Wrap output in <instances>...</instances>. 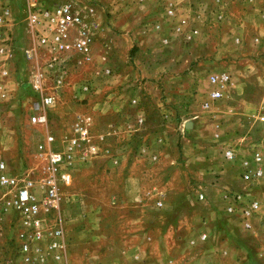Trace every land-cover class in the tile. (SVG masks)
Listing matches in <instances>:
<instances>
[{
    "label": "crops",
    "instance_id": "obj_1",
    "mask_svg": "<svg viewBox=\"0 0 264 264\" xmlns=\"http://www.w3.org/2000/svg\"><path fill=\"white\" fill-rule=\"evenodd\" d=\"M172 3L176 5L177 11L175 17L169 18L166 15V10ZM18 4L20 5L22 2L20 0H0V7L7 8L10 12L8 29L11 35L14 34V29L18 24L13 12V7ZM22 6L23 68L20 67V71L16 73L15 68L12 67V62L11 65L7 66L9 69L7 70L10 71L9 78L0 75V81L4 87H9L11 92L18 86L17 79L21 75H23V81L27 78L24 53L32 46V35L26 6L24 3ZM129 8L142 11L143 20L137 29L127 21L122 22L118 27L120 31L125 32L122 36V43L124 42V44L120 46V50L116 53L118 54L119 63H122L124 67L123 69L126 68L127 61L125 62V60L129 55H126V51L122 47L126 48L125 41H129L131 47H127V49L130 51V56L132 54L136 71H141L149 79L166 82L168 84H166V87H170L175 81L181 80L186 88H191L193 84L200 85L202 80H199V77L201 76L202 79L207 80V87L204 90L206 96L201 104L202 113L217 112L213 109L217 107L216 105H219V102L224 101L226 97L231 98L237 87L246 84L248 70L253 69L257 62H264V0H149L144 4L138 3L135 6H129ZM240 9L242 14L238 15L236 11ZM126 11H129L127 7ZM219 17H222V19L218 20ZM213 74H226L230 77V84L221 90L223 98L218 101H212L210 98V93L214 88L209 83V77ZM120 78L119 75L117 79ZM179 91L181 92V89ZM116 100V105L113 108L112 105L107 106L113 101L105 103V109L102 110L103 112L101 111L102 118H106L105 120L111 118V122H115L129 113L125 100L121 101V98ZM13 104H16V102ZM205 104H208L207 108H205ZM233 105L226 107L225 113L230 115L232 120L235 119V123H238L244 119L242 117H245L247 113L237 111L236 106ZM0 106H2L0 107V114L9 111L1 94ZM263 109L264 102L254 114L250 116L247 114L248 117H246L254 124L264 126V123L259 120ZM215 114H212L211 119L215 118ZM209 118L200 119L198 115L185 117L180 130L182 135H190L196 139L201 138L200 130L202 131L205 128L204 124L209 122ZM167 119H170L169 115H167ZM171 126V122L168 120L165 127L169 128ZM210 126L213 130L210 141L215 146L211 147L210 145L208 151L212 152L213 156L214 154L218 155V152H222L226 163L221 162L218 155L219 165H211L204 169L203 166L196 170V174L199 175L200 173L204 177H198L195 187H191L189 190L191 192L189 196L203 195L204 201L200 203L206 202L205 205L211 209V214H214V212L216 214L212 217L207 213L212 220H208L209 223L201 226L198 230L195 229L185 239V245L184 247L180 245L181 248L174 264H210L215 260H220L221 264H264V243L259 239L258 230L264 228V198L260 197L257 192L264 187V127H262L263 137L253 141L247 140L248 135L243 138L234 136L226 139L218 123L212 122ZM235 127V129H241L240 124ZM242 128L247 129L245 135L249 132L253 133L254 127L249 128L245 125ZM162 133L164 132L162 131ZM166 136L165 140L167 141ZM154 140L157 139H153L152 147L150 142L146 140H144V142L146 141L145 144L138 145V155L144 153L142 160H136L134 154L133 157L127 159L125 157L112 160L101 158L99 166H95L92 161L77 165L85 166L89 164L90 169H95V171H100L101 175H106L101 176L99 184L102 186L100 189L105 190L103 199H114L115 201L111 204L114 207L111 208V205H109L108 208L113 210L114 213L110 214H113L114 218L111 216V219L107 221L112 222V220H115L116 229L120 230L124 226L123 230H125V223L127 222L133 225L130 229L136 227V225L140 226V223L144 225L145 222L139 218L138 213L149 211L148 209L152 206L156 208V203H152V206L148 205L150 207L148 208L146 205L147 197H154L157 198V201L162 202L164 197L172 190L168 186L171 179L166 178L167 175L162 173L164 167L157 166V162L159 156L164 155V163H168L167 166L174 163L168 161V158L175 150V138L172 137L170 142L167 143L162 138L157 141ZM240 147L242 149H239ZM166 150L169 151L168 154H164ZM226 150H232L238 158L235 161L226 160L224 157ZM238 151H242L244 154L240 157ZM255 152H260L263 156V162L260 165L262 177L253 178L251 176L250 180L245 181L242 158H250L255 155ZM159 167L160 169L157 171ZM206 169L209 172H206ZM205 175L210 178L207 177V179ZM106 177H108V180L104 179ZM161 183L165 184L164 188L157 186ZM88 184L92 189L94 183L89 182ZM232 193L240 194L244 203L236 209V215H230L226 211L230 207H235L233 199L228 198ZM85 194L84 192L83 196L86 197ZM89 194L91 195V193ZM76 196H78L77 193L74 198ZM250 202H257L259 210L256 215L247 218L245 211L250 207ZM162 207H164L163 204ZM216 209L217 211L222 209V214H219ZM103 215L105 214H102L101 221L105 219ZM216 217H220L224 224L220 225ZM211 221L214 223H211ZM218 223L219 228H217ZM246 223L250 224V230H245L244 225ZM208 227L210 234L213 230L214 233L220 234L218 236L221 239L217 246L212 245L213 240L208 238L210 237L209 231L206 229ZM135 230L129 235L130 238L135 237L138 242L144 240L142 234L146 231L140 234L139 229ZM201 235H206L207 240L202 241L200 239ZM121 239L124 238L119 237L113 244L110 243L115 247L116 255L119 256L114 258L111 256L108 260H101L99 264H135V257L142 254L141 250L134 247L136 243L132 244V242L129 244L132 246L129 252H125L127 244ZM143 256L145 257L144 254ZM168 261L161 262L160 259H156L149 264H167Z\"/></svg>",
    "mask_w": 264,
    "mask_h": 264
},
{
    "label": "rangeland",
    "instance_id": "obj_2",
    "mask_svg": "<svg viewBox=\"0 0 264 264\" xmlns=\"http://www.w3.org/2000/svg\"><path fill=\"white\" fill-rule=\"evenodd\" d=\"M99 1L106 10L111 30L109 37L113 41V53L111 54L108 65L114 68L115 77L107 79L102 78L101 75L98 74L103 65L101 63L102 61L99 59H97L91 68L76 72L73 78V82L76 85L74 88L78 90V84L91 82L95 88V93L93 92V94L86 99H84L86 96H81L83 101L76 102L72 99L71 95L77 91L73 90V88L69 89L63 96L64 99L61 104L55 109L50 128L54 132L57 131L56 135H58L59 130L68 132V125L71 120L72 112L76 110L85 112L87 109H91V112L94 114L98 113L97 118H99L96 119L98 126H100V124H109L112 119L109 118L105 120L106 118H102L103 114L101 113V111L105 109V103L113 101L107 104V106L112 105L113 108L116 105V99L121 98V101L125 100L128 112H133L132 108L128 105L130 100L136 98V96L142 97L146 104L144 106L141 104L140 109L144 112L146 127L144 131L140 133L131 134L132 136L126 140V142H128L127 147L124 148L122 153L118 154L117 158L125 157L127 159L133 157L135 154L136 157L134 158L136 160H142L144 153L138 155L137 147L139 144L143 145V143L145 144L146 141H149L152 147L153 139L158 140L162 138L164 142L167 143L174 137L176 147L168 158V161H173L174 163L167 166L168 163H164V155H160L157 162V166L164 167L162 173L167 175L166 178L169 180L171 179L168 186L170 189L172 188V190L169 191L162 202L157 201V198L147 197L146 205L152 206V203H156V208L153 206L150 208L148 206V208H150L148 209L149 211L138 213L139 218L144 220V225L140 223V226L136 225V227L130 229L133 225L127 222L125 223V230H123L124 226L119 230L115 227L117 226L115 220H112V222L107 221L111 219V216H114L110 214L114 213L113 210H109L108 208L109 205L113 204L115 201L114 199H103L105 190L100 189L102 186L99 184V181L101 180V176L106 175H101L100 171L90 169L89 164L77 166L87 161H92L95 166H99L102 160L101 158H109L111 160L114 158L95 156L91 159L88 158L89 160L86 161L81 158L77 160L75 166L69 171L71 182L68 188L65 189L66 192L71 194V196H69V202L65 205V232L69 240V245H72L70 246L68 254V264H99L101 260H108L111 256L112 258L118 257L119 255H116L117 252L112 244L119 237L124 238L121 240L127 244L125 246L127 247L125 252H129L130 247H132L129 244L132 242V244L136 243L134 247L141 250L142 255H145L146 264L156 259H160L161 262L167 260L174 261L177 259L178 251L181 248L180 245L184 247L186 242L185 239L188 238L195 229L198 230L201 226L207 225L209 223L208 220H212L210 215L214 217V214H216L215 212L211 214V209L205 205L206 202L200 203L196 200L195 196H189L191 193L189 190L191 187H195L194 185L198 177H204V175H200V173L199 175L198 173L196 174V170H199V168L203 166L204 169L211 165H219V161L217 160L218 155L221 162L224 164L226 163L222 152H218V155L214 154L213 156V153L208 151L210 145L211 147L215 146V144H212L210 141L213 136V130L210 124L212 122L218 123L226 139L234 136L243 138L248 135L247 140L256 141L263 137L262 127L264 126L254 124V122L249 121L247 117L248 115L254 114L262 105V102H264V62H257L253 69L248 70L246 84H241L237 87L232 93L231 98L226 97L224 101L219 102V105H216L217 107L213 109L217 112H204V114L201 112V104L206 96L204 90L207 87V80L202 79L201 76L199 77V80H202L200 85L193 84L191 88H186L181 80H177L172 83L170 87H166V82L149 79L144 76L141 71H136L132 54L130 56V51L127 49V47H131L129 41H125L126 48L122 47L123 50L126 51V55H129L125 60V62L127 61L126 68L123 69L122 63H119L118 54L116 53L120 50V46L124 44V42L122 43V36L125 32L123 33V31H120L118 27L122 22L127 21L131 26L137 29L143 20L141 16L142 11L135 8L131 10L129 6H135V4L138 3L144 4L146 0ZM20 5L18 4L13 7L14 16H16L18 24L14 29V34L12 33L11 35V46L13 48L14 58L12 67L15 68L16 73L20 71L19 68L22 67L23 61V55L21 53V48L23 47V6L22 4ZM126 7L129 10L126 11L127 13L125 12ZM236 13L241 15L242 10H237ZM116 75H120L122 79L120 78L118 80V76ZM136 78L141 80L145 86L140 92L129 87ZM234 96L235 98H233ZM233 104L236 106L235 109L237 111L248 114H246L247 117H242L244 119L238 123H235L236 120H232L230 115L225 113V110ZM15 105L16 104H12L13 108L9 107V111L0 114V157L8 162L11 167H23L24 170L31 169L34 170L36 176H41L48 165V151L47 149L45 152L39 150L38 147L40 144L45 143L47 131L46 129L29 125L28 118L25 115H23V117L20 116ZM214 113H216L215 118L211 119ZM167 115L170 116V119H167ZM194 115H198L200 119L210 117V120L208 119L209 122L204 124L205 128L202 129V131L200 130L202 136H200L201 138L199 139L190 135H182L180 131L184 118ZM125 117L115 122H122L125 120ZM168 120L172 125L169 128L165 127ZM239 124L241 129H235V126ZM245 125L249 128L254 127L253 133L249 132V134L247 133L245 135L244 133L247 129L242 128L243 126L245 127ZM161 129H163L162 131L164 133H162ZM147 132L149 133L147 134ZM171 133L173 134L172 136ZM165 135H167V141L165 140ZM144 140L146 141L144 142ZM239 149L242 148L240 147ZM168 152L169 151L166 150L164 154H168ZM237 153L240 157L244 154L242 151H238ZM159 169L160 167L157 168V171ZM206 172L209 171L206 169ZM207 177L208 176H206V178ZM104 179L108 180V177ZM89 182L94 183L92 189L90 184H88ZM164 185L165 184L161 183L157 186L159 188L161 186L164 188ZM84 192L86 193V197L83 196ZM257 192L260 197L264 198V187ZM76 193L78 196L74 198ZM89 193H91V195ZM158 203L163 204L164 207H160L157 205ZM113 207L114 205H111V208ZM170 208L171 210H169ZM217 212L222 214L223 211L221 209ZM102 214H105L103 215L105 218L103 221H101ZM117 217L119 216L117 215ZM216 220L219 221L220 225L224 224V221H222L220 217H216ZM211 223L214 222L211 221ZM219 223L217 228H219ZM135 229H139L140 234L146 231V233L142 234L144 240L138 242L135 237L132 239L130 238L129 235L135 232ZM206 229H208L210 234L209 227ZM258 230L260 234L259 239L264 243V228H259ZM218 235L220 234L217 232L214 233L213 230L210 237H208L213 240L212 245L214 244V246L220 243L221 238ZM214 262L221 264L220 260H215Z\"/></svg>",
    "mask_w": 264,
    "mask_h": 264
},
{
    "label": "built area",
    "instance_id": "obj_3",
    "mask_svg": "<svg viewBox=\"0 0 264 264\" xmlns=\"http://www.w3.org/2000/svg\"><path fill=\"white\" fill-rule=\"evenodd\" d=\"M20 1L26 6L32 35V46L24 53L27 78L23 81L21 75L12 92L0 81V94L7 108L16 102L18 114L25 115L29 125L46 129V141L38 149L44 152L47 149L48 165L41 176H36L34 170L11 167L0 157V264H68L72 246L65 232V205L71 196L65 190L71 182L69 171L80 158L85 161L95 156L117 159L127 147L126 140L131 134L144 131L145 116L140 106L146 102L136 96L128 104L133 112H129L124 121L100 126L96 122L98 113L94 114L91 109L73 111L68 132L59 130L56 135L57 131L50 128L52 117L66 92L72 88L77 91L71 97L78 102L83 101L81 96L86 99L95 90L91 82L80 83L78 90L75 89L76 72L91 68L99 59L103 65L98 74L107 79L115 77L114 68L108 65L113 41L109 37L107 13L99 0ZM166 11L167 17H175L176 5L170 4ZM9 22L10 12L1 6L0 75L5 78H9L7 66L14 60ZM21 53L23 55V47ZM137 78L129 87L140 92L145 86ZM209 83L214 88L210 98L218 101L223 98L221 90L230 84V77L213 74ZM259 120L264 123V109ZM224 157L228 161L238 158L232 150H226ZM262 162L260 152L242 158L245 181L251 176L262 177ZM228 198L233 199L236 208L230 207L226 211L236 215V209L243 203L242 196L232 193ZM196 200L202 202L204 196L198 195ZM157 205L162 206L161 203ZM258 210V203L250 202L245 216H254ZM244 228L250 230L251 226L246 223ZM200 239L206 241L207 236L201 235ZM173 263L168 261L167 264ZM135 264H146L145 257L137 255Z\"/></svg>",
    "mask_w": 264,
    "mask_h": 264
}]
</instances>
